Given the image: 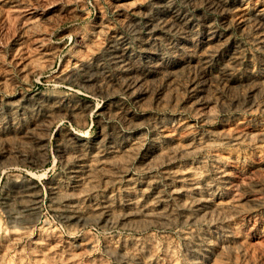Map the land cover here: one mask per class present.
<instances>
[{"label":"rangeland","instance_id":"1","mask_svg":"<svg viewBox=\"0 0 264 264\" xmlns=\"http://www.w3.org/2000/svg\"><path fill=\"white\" fill-rule=\"evenodd\" d=\"M0 264H264V0H0Z\"/></svg>","mask_w":264,"mask_h":264}]
</instances>
